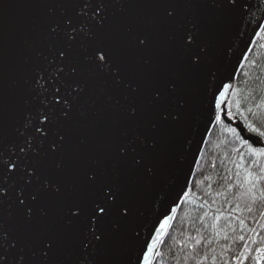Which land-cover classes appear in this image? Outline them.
I'll use <instances>...</instances> for the list:
<instances>
[{"label": "snow or ice", "instance_id": "obj_1", "mask_svg": "<svg viewBox=\"0 0 264 264\" xmlns=\"http://www.w3.org/2000/svg\"><path fill=\"white\" fill-rule=\"evenodd\" d=\"M115 2L120 5L118 11L126 15L125 0ZM151 6L158 11L143 26L128 27L116 37L125 50L143 52L156 47L162 27L168 29L165 47L178 53L176 64L167 72L157 73V66L146 58L144 63L153 73L151 79L124 74L107 24L112 14L111 0H78L73 13L61 8L62 20L49 25L48 36L58 43L50 45L47 54L36 53L39 63L25 80L28 98L15 127L16 140L0 147V209H9L10 219L18 217L22 232L30 237L21 245L14 264H153L154 258L161 256L156 248L171 227L175 218L171 213L177 207H170L158 219V226L150 229L149 238L141 242L137 223L144 212L139 201L148 192L158 195L157 190L169 180L164 173L170 162L173 135L191 114L192 96L201 91L207 77L215 75L210 65L221 55L220 37L226 31L238 32L242 24L255 17L253 8L264 12V7L254 0H153ZM48 11L56 15L54 8ZM258 26L264 29V24ZM229 49L230 45L226 46L223 55ZM74 53L78 57L74 58ZM229 87L223 85L219 95L213 93L209 100L208 119L212 124H224L215 109L220 108ZM114 90L120 91L119 97ZM100 98L115 114L112 127L119 130L118 136L107 130L97 132L108 166L104 159L85 156L82 146L87 138L82 137L79 145L73 144L69 127L74 120L86 118L85 103ZM235 108L244 117L243 125L251 136L245 138L236 127H225L224 131L239 144L231 149L238 160L226 153L221 164L228 160L235 168L243 169V178L239 179L241 172L236 171L237 179L230 182L232 176L217 173L224 189L217 195L227 198L234 189H243L234 199L247 197L250 204L246 209L251 213V205L257 200L264 202V95L254 107L245 109L255 123L241 111L239 100ZM226 115L229 120L233 118L231 111ZM209 143L213 148L220 147ZM241 148L253 158L248 166ZM216 167L213 161L211 168ZM212 180L211 175H204L196 186ZM191 195L194 193L186 182L177 199L191 202ZM49 202H55V211ZM205 204L206 200L201 208ZM239 208L237 203L234 210ZM207 215L205 212L199 219ZM196 231L199 236L200 230ZM10 233L0 219V248L5 251L19 242L16 238L10 243ZM224 239H228L227 233ZM234 239L244 241L245 237ZM202 240V236L196 238L195 245ZM25 247L31 251L29 259ZM249 251L245 245L243 252L233 258L242 264ZM256 252L253 259L259 264L264 260V247ZM121 256L124 258L116 259ZM174 259L179 264V257ZM207 259L205 255L196 264ZM212 261L215 264V256ZM0 264L13 262L0 255Z\"/></svg>", "mask_w": 264, "mask_h": 264}, {"label": "water", "instance_id": "obj_2", "mask_svg": "<svg viewBox=\"0 0 264 264\" xmlns=\"http://www.w3.org/2000/svg\"><path fill=\"white\" fill-rule=\"evenodd\" d=\"M77 2L78 0H0V147L16 140L15 127L22 119L25 110L24 101L28 98L25 80L31 76L33 69L39 63L36 53L47 54L48 47L58 43L49 38V25L57 19L62 20L61 8L73 13V5ZM254 2L264 7L260 5V0ZM111 3L112 14L107 24L113 34L112 43L124 74L129 78L151 79L153 73L150 66L144 63L146 58H150L151 63L157 66V73L172 69L176 64L178 53L165 47L168 34L166 27L160 29L157 45L149 51L125 50L123 43L116 38L128 27L143 26L149 17L156 14L158 10L151 6L153 0H125L126 15L118 11L120 5L115 0H111ZM49 8L56 10L55 16L49 15ZM253 11L256 13L255 17L249 23L242 24L238 32L226 31L220 37L221 55L210 65L215 75L207 77L206 84L201 86V91L192 96L191 114L173 135L170 162L164 173L169 177L168 182L162 189L157 190L158 195L148 192L139 201L144 212L137 223L141 231V242L149 238L150 229L158 226V219H162L170 207H178L180 199L177 197L181 196L186 182L187 185L189 184L196 161L212 126L208 119L209 100L212 99L213 93L219 95L228 79L234 82L241 60L264 18V12L257 11L256 8H253ZM229 45L227 55H223L224 48ZM78 55V53L73 54L74 58ZM113 94L119 97L120 91L114 90ZM84 110L87 113L86 118L83 121L76 119L69 125L72 142L79 145L82 137L87 138V143L82 146L85 156L104 159L108 166L97 132L107 130L118 136L119 130L112 127L115 114L103 105L102 98L88 101L84 105ZM215 111L218 112V109ZM150 119L151 117L145 120V129L149 126ZM173 201L176 203L173 204ZM49 206L55 211V202H49ZM11 211L14 214V209ZM0 219H3L11 230L9 242L19 238L15 247H9L6 251L0 248V255H4L7 261L14 264L20 254L21 245L26 244L30 237L22 232L18 217L15 220L10 219L9 209H0ZM158 246L159 244L156 251ZM24 254L26 259L31 258L29 248L25 247ZM123 258V256L116 257V259Z\"/></svg>", "mask_w": 264, "mask_h": 264}, {"label": "trees", "instance_id": "obj_3", "mask_svg": "<svg viewBox=\"0 0 264 264\" xmlns=\"http://www.w3.org/2000/svg\"><path fill=\"white\" fill-rule=\"evenodd\" d=\"M261 24H264V18ZM262 81H264V29L258 27L241 60L229 94L221 104L219 113L224 124H212L200 152L199 162L191 175L188 184V188L194 193L188 198L191 202L179 201L177 211L173 215L175 218L171 221V227L158 246L157 252L161 256L155 257L153 264H176L174 257H179V264H196V260L205 255L208 259L204 260L203 264H213V256L216 257L215 264H224V260H227L228 264H241L233 257L243 252L245 245L250 251L247 253L248 258L243 260L242 264H256L253 259L257 256L256 249L258 246H264V217L261 216V213H264V202L257 200L254 205H251L253 211L249 213L246 205L250 204V200L247 197L239 200L234 199V195L243 189H234L233 192L227 194V198L217 195V192L224 191L220 187L222 181L218 180L217 173L232 176L230 182L237 179L234 175L236 171L241 172L239 179L243 178V169L235 168L228 160L221 164V159L226 153L231 159L238 160V155L231 149L239 147V144L231 133L224 131V128L229 125L236 127L242 136L250 138L251 134L243 125L244 117L237 113L235 102L239 100L241 111L244 112L248 120L255 123V118L245 109L248 106L254 107L256 103L260 102V97L264 95ZM245 97L248 99L245 100ZM228 111L233 113L231 120L226 115ZM209 141L220 144V147L213 148ZM241 151L245 155V166H248L253 158L247 155L246 149L241 148ZM213 161L217 165L216 169L211 168ZM229 168L232 169L231 173L227 172ZM204 175H211L213 180L196 186L197 181L203 180ZM209 183H212L211 188L208 187ZM205 200L207 204L201 208V204H204ZM237 203L240 208L234 210ZM218 209L219 211H217ZM205 212L208 215L204 216L202 220L199 219ZM217 216L220 217L218 221L215 219ZM241 220L244 221L243 225L240 223ZM196 229L200 230L199 236ZM225 233L228 235L227 240L224 239ZM240 235L245 237L244 241L234 239ZM201 236L203 237L201 244L195 245V239ZM193 245H195V251H193ZM186 256L191 258L185 260Z\"/></svg>", "mask_w": 264, "mask_h": 264}, {"label": "rangeland", "instance_id": "obj_4", "mask_svg": "<svg viewBox=\"0 0 264 264\" xmlns=\"http://www.w3.org/2000/svg\"><path fill=\"white\" fill-rule=\"evenodd\" d=\"M226 84L230 85V87H231L232 84H233V82H231V80L228 79V80L226 81ZM230 87H229V90H228V92L226 93V95H225V97H224V99H223V102H224V100L226 99L227 95L229 94ZM223 102H222V103H223ZM222 103H221V104H222ZM219 111H221V106H220V108H218V112H219Z\"/></svg>", "mask_w": 264, "mask_h": 264}, {"label": "flooded vegetation", "instance_id": "obj_5", "mask_svg": "<svg viewBox=\"0 0 264 264\" xmlns=\"http://www.w3.org/2000/svg\"><path fill=\"white\" fill-rule=\"evenodd\" d=\"M260 247H264V246H258V248H260ZM257 255H258V253H257ZM259 264H264V260H261V261L259 262Z\"/></svg>", "mask_w": 264, "mask_h": 264}]
</instances>
